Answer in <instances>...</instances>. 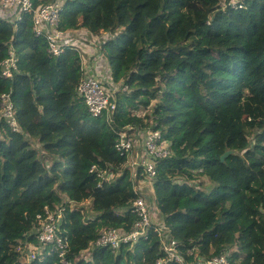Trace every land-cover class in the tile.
<instances>
[{"label":"trees","instance_id":"1","mask_svg":"<svg viewBox=\"0 0 264 264\" xmlns=\"http://www.w3.org/2000/svg\"><path fill=\"white\" fill-rule=\"evenodd\" d=\"M54 2L72 41L58 55L31 12L0 15V62L11 50L16 58L11 77L0 73L16 122L0 117V264H154L153 232L118 252L93 245L103 228L130 231L138 219L134 187L147 178L132 177L115 144L119 132L145 129L168 145L149 195L181 251L264 264V0H31ZM80 53L95 58L96 76L110 69V114L92 115L78 93ZM92 165L117 176L100 186ZM84 200L91 216L74 205ZM46 207L61 211L67 246L47 244L27 263L17 246L40 245Z\"/></svg>","mask_w":264,"mask_h":264},{"label":"built area","instance_id":"2","mask_svg":"<svg viewBox=\"0 0 264 264\" xmlns=\"http://www.w3.org/2000/svg\"><path fill=\"white\" fill-rule=\"evenodd\" d=\"M60 7V2H54L34 9L31 0H0V15L5 18L12 17L15 22L22 19L23 12H31L33 31L36 34L44 33L47 38L49 52L58 55L62 51L63 45L72 43L71 40L66 39L67 32L64 33L57 29ZM70 35L73 39V35ZM86 39L95 43L96 37L90 35ZM74 49H76V46ZM15 69L16 58L11 50L9 57L0 62L1 76L4 78L11 77ZM86 70L87 68L83 67L84 77L78 86L79 95L82 96L88 111L92 115H99L103 111L110 114L115 109V103L111 100L112 88L104 79L94 73L89 75L90 70L88 73H86ZM12 106L9 96L2 94L0 96V117H4L8 124L15 129L16 122L13 117ZM129 133H118L115 148L121 155L126 156L134 175H136L139 168H142L141 174L143 173L147 180L152 181L155 176L156 160L165 157L169 153L168 145L163 140L159 130L145 129ZM96 170L97 168L94 165L90 168V172ZM97 174L102 179L107 176L104 170H100ZM135 191L137 192L136 188ZM133 207L140 217L135 224V228L130 232H124L121 229L103 228L95 240L96 246H108L112 250H117L123 243L133 244L141 236H147L151 222H149L151 206L143 197L139 196L134 199ZM37 217L39 218L37 232L40 245L34 247L29 244L25 248H22L21 245L17 246V249L23 252V257L27 263L39 259L36 254H41L47 244H54L60 248L67 246V242L59 235V223L62 220L61 211L49 210L46 207L44 216L38 215ZM153 229L157 232L160 250L163 254L154 264H167L172 260L181 264H228L226 257L223 255L212 256L207 259L196 257L193 262L188 263L184 255L177 249L176 240L171 238L167 231L160 227H154ZM59 255L62 256V253Z\"/></svg>","mask_w":264,"mask_h":264},{"label":"clouds","instance_id":"3","mask_svg":"<svg viewBox=\"0 0 264 264\" xmlns=\"http://www.w3.org/2000/svg\"><path fill=\"white\" fill-rule=\"evenodd\" d=\"M241 6V5H240ZM109 79H110V75H107V79H106V82H108V84H110V82H109ZM160 131V130H159ZM116 149V148H115ZM126 162H127V158H126ZM128 163V162H127ZM156 164V163H155ZM93 166V165H92ZM91 166V167H92ZM94 166H96V165H94ZM90 167V168H91ZM129 167H130V165H129ZM96 168H97V170L95 171V172H91V173H94V174H96L97 175V177L100 179V181H99V185L101 186L102 184H103V182H104V180L105 179H110V180H112V178L114 177V174L113 173H111L110 171H108V170H104L106 173H107V176L104 178V179H102L100 176H98V172L101 170V169H99L97 166H96ZM129 170H130V172H131V174H132V177L133 178H135L136 176H137V174H138V172L141 170L140 168L137 170V172H136V175H134V172H133V170L131 169V168H129ZM89 172H90V169H89ZM140 174H141V172H140ZM140 181H142V180H140ZM140 181H139V183H140ZM145 181H148V182H150V186H152V181H149V180H145ZM135 188H136V190H137V187H134V191H135ZM141 188V187H140ZM152 192H153V188H152ZM136 193H138L139 195H137L135 198H137V197H139V196H141V197H143L144 199H145V201H147L148 203H149V205L151 206V212H150V219H149V222H150V226H149V231H148V233H147V236H141L140 238H138V240L137 241H139L141 238L142 239H147L148 237H149V234L151 233V232H153V233H155L156 234V236H157V239H158V245H159V249H160V243H159V237H158V235H157V232H155L154 231V227H160V228H162V229H164L165 231H167V233H168V235L171 237V238H173L172 237V235L170 234V231H169V229L164 225V223H163V220H162V216H161V212L159 211V209H158V207H157V204H156V202L154 201V198H152L149 194L150 193H147V194H145V192L144 191H142L141 189H139ZM134 198V199H135ZM148 198V199H147ZM134 199H133V201H134ZM133 201H132V203H131V207H132V211L137 215V217H138V219H137V221L134 223V225H133V227H132V229L130 230V231H132L134 228H135V224L139 221V219H140V217H139V215L137 214V212L136 211H134V207H133ZM82 206V205H81ZM114 229H118V230H123L122 228H114ZM124 231V230H123ZM130 231H124V232H130ZM97 239V238H96ZM173 239H175V238H173ZM176 240V239H175ZM137 241H135L133 244L131 243H123V244H121L120 245V247L121 246H124L125 245V247H129V248H132L133 246H134V244L137 242ZM176 242H177V249L184 255V257H185V260H186V262H188V263H190V262H193L194 260H195V258L196 257H198V258H203V257H201V256H198L197 254H195L194 253V249H192V250H185V253L184 252H182L181 250V247L179 246V242L176 240ZM94 246H96L95 245V243L93 244ZM120 247H119V249H117V250H112V248H110V247H108V248H110L112 251H114V252H118L119 250H120ZM160 252H161V254H162V251L160 250ZM190 252V253H189ZM163 255V254H162ZM161 255V256H162ZM193 256V260H191V261H188L187 259H186V256ZM221 255H223V256H225L226 257V260H227V262H228V258H227V254H221ZM221 255H213V256H221ZM161 256H159V257H161ZM158 257V258H159ZM210 257H212V256H210ZM210 257H206V258H203V259H207V258H210ZM157 258V259H158ZM156 259V260H157ZM155 260V261H156ZM155 261H154V263H155ZM170 262H175V263H178V264H181L180 262H177V261H169V262H167V264L168 263H170ZM229 264V263H228Z\"/></svg>","mask_w":264,"mask_h":264},{"label":"rangeland","instance_id":"4","mask_svg":"<svg viewBox=\"0 0 264 264\" xmlns=\"http://www.w3.org/2000/svg\"><path fill=\"white\" fill-rule=\"evenodd\" d=\"M235 1V0H234ZM84 31V34L86 35V31L87 30H83ZM105 34H107V33H105ZM109 37H111V35H110V33H108L106 36L105 35H101V40H104V39H107V38H109ZM77 40L78 41H85V40H88V39H86V38H83V39H81V38H79V36L77 35ZM86 45H89V47H93V50H92V52H94L93 54L94 55H96V54H98L96 51L98 50V48H97V46L96 45H90L88 42L86 43ZM96 52V53H95ZM80 55H81V53H80ZM90 57V58H89ZM81 59H82V61H81V63L83 64V67L84 68H87V70H86V73H88L89 72V70H93V71H96L97 70V65H95L96 63L94 62V60H95V58H92V56L90 55V53L89 54H86V58H83V56L81 55ZM88 59H90V61L88 62ZM92 64L94 65L93 67H92ZM107 68L109 69V67L107 66ZM90 73V72H89ZM94 73V72H93ZM104 81L106 82V78L104 79ZM32 141V140H31ZM33 146L34 147H37V148H40V145L36 142V143H33ZM123 168H125V167H123ZM126 168H130L129 167V163H127V166H126ZM114 176L116 177L117 176V174H114ZM114 177V178H115ZM147 182V186L145 187V188H143L144 189V192H149V193H151L152 192V186H150L151 184H150V182H148V181H146ZM194 182H196L197 184H199V183H201V182H203L204 184H209V180L207 179V178H202V177H199L198 176V178L195 180V181H193V183ZM145 185V184H144ZM198 186V185H197ZM89 200H84L83 202H74V205H76V206H79V205H82V207L84 208V211L86 212V214H88L89 216H91L92 215V212H91V210L89 209ZM82 256H87V252H84L83 254H82Z\"/></svg>","mask_w":264,"mask_h":264},{"label":"crops","instance_id":"5","mask_svg":"<svg viewBox=\"0 0 264 264\" xmlns=\"http://www.w3.org/2000/svg\"><path fill=\"white\" fill-rule=\"evenodd\" d=\"M91 72H93L92 70H90ZM99 72L101 73L102 78H106L107 79V75H110V69L107 68V66L105 65L104 67H102L101 69H99ZM141 184V190L144 191L143 188H145L147 186V182L145 180L140 181ZM145 184V185H144ZM147 193H149L147 191Z\"/></svg>","mask_w":264,"mask_h":264},{"label":"water","instance_id":"6","mask_svg":"<svg viewBox=\"0 0 264 264\" xmlns=\"http://www.w3.org/2000/svg\"><path fill=\"white\" fill-rule=\"evenodd\" d=\"M231 152H232L231 150H227V151H225V152L220 156V161H223L224 158H225L228 154H230Z\"/></svg>","mask_w":264,"mask_h":264}]
</instances>
